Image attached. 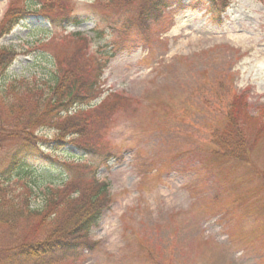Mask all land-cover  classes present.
I'll list each match as a JSON object with an SVG mask.
<instances>
[{
	"label": "rangeland",
	"instance_id": "1",
	"mask_svg": "<svg viewBox=\"0 0 264 264\" xmlns=\"http://www.w3.org/2000/svg\"><path fill=\"white\" fill-rule=\"evenodd\" d=\"M25 1L0 0V23ZM227 1L220 24L205 6H186L188 0L184 10L171 7L157 23L144 25L135 0H44L38 13L0 38V47L13 53L10 60L0 51V62L10 61L7 82L40 87L24 95L27 104L36 95L48 98L53 76L73 83L72 68H82L86 79L97 69L100 74L87 125L34 132L45 143H69L82 127L78 139L85 141L94 121L96 158L77 160L81 154L68 145L50 163L32 161L2 189L6 205L27 197L30 210H37L46 189L66 194L71 182L77 199L105 186L109 202L89 237L95 248L57 264H264V130L256 138L258 125L264 129V0ZM67 15L79 26L66 27ZM56 57L73 63L56 64ZM235 95L247 105V125L243 117L239 123L248 163L213 155L211 136L227 124ZM12 105L0 95L1 166L12 147L2 140L11 135L5 124L13 125ZM106 155L112 159L104 166ZM62 161L71 165L73 180L62 173ZM35 220L0 225V253L32 235L28 227L41 224Z\"/></svg>",
	"mask_w": 264,
	"mask_h": 264
},
{
	"label": "trees",
	"instance_id": "2",
	"mask_svg": "<svg viewBox=\"0 0 264 264\" xmlns=\"http://www.w3.org/2000/svg\"><path fill=\"white\" fill-rule=\"evenodd\" d=\"M139 4L138 18L141 24L148 25L157 23L165 11L171 7H176L178 11L183 10V3L188 0H135ZM188 5L191 8L205 6V11L211 16V21L216 24L221 23V17L227 10L229 4L227 0H190ZM115 5L119 0H111ZM44 0H26L25 8L21 11H9L3 21L0 23V38L8 35L13 28L24 21L28 15L38 13L39 8H43ZM187 6V5H186ZM31 7H35L31 9ZM33 10V11H32ZM63 22L67 25L78 26L79 19L67 15ZM72 39H80L79 35H74ZM0 51L7 53L10 60L13 58L11 49L0 47ZM5 59V57H3ZM55 60L59 65L72 64L69 58ZM8 60L0 62V95L7 103H13L10 111V118L13 125L5 124L10 130L11 135H4L2 140L12 142V147L5 163L0 165V225L2 227H13L15 221L36 223L35 219L41 220L38 226H29L28 230L32 235L22 237L16 245L10 249L0 253V264H53L73 259L78 256L80 249L93 250L96 244L90 240V232L98 227L101 221L103 210L109 202L103 185L99 184V190L93 189L94 195L86 196L85 193L79 198H71V194L77 192L73 190L71 182L66 186L65 191L58 192L55 189H46L45 199L40 209L30 210L29 199L24 198L22 202L15 199L10 205H6L9 201L7 191L2 190L12 179H18L24 172H28L31 162H52V154L63 151L68 145H72L82 158L95 157L98 153L99 146L94 145L95 137L91 133L92 125L88 126L86 131L89 132L87 140H79L83 137V129L75 133L77 139L71 142H63L61 139H53L51 142L40 140L34 132L42 129L56 130L59 125H65L68 130L77 127L82 123L87 125L92 120L87 116V112L93 111L94 106H90L94 99L99 95V71H95V75L90 74L91 79L84 77L87 74L82 68L80 70L72 68L74 72V80H63L61 83L57 77L52 78L50 86L46 85L48 90V98L43 94L35 96V102L27 104L24 95L33 94L41 91L36 83H28L23 79L11 80L7 82L6 72L9 66ZM26 88V92L25 89ZM36 94V93H35ZM42 99H41V97ZM17 99V102L15 101ZM42 102L39 104V101ZM117 100L119 98L117 97ZM43 106L42 113H38L40 106ZM100 105V104H99ZM108 104L104 105L103 111H107ZM238 106H241L240 112ZM89 107V108H88ZM247 107L243 95H235L227 110V124L220 130L214 131L212 142L215 151L213 155L220 157L222 160H238L248 163L247 150L248 145L245 136L242 134L244 129L240 127V119L246 116L244 109ZM88 108V109H85ZM10 109V108H9ZM97 109V108H96ZM105 114V113H101ZM87 116V117H86ZM81 120V121H80ZM248 120L243 117L242 123ZM5 122V121H4ZM69 123H76L71 125ZM247 125V123H246ZM262 126H264L262 124ZM256 138L264 130L258 125ZM241 129V130H240ZM67 130V131H68ZM57 131V130H56ZM96 132V129H95ZM61 134L60 136H64ZM85 144V145H84ZM75 157V156H73ZM107 164L109 155L105 156ZM63 162V163H62ZM59 167L62 173L70 175L73 180L74 171L70 164L62 161ZM99 166V165H98ZM95 170V168H94ZM61 193V194H58ZM64 194L62 197L60 195ZM67 196V197H65ZM23 230L27 229L23 227ZM154 261L155 258H152Z\"/></svg>",
	"mask_w": 264,
	"mask_h": 264
}]
</instances>
